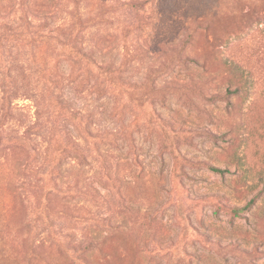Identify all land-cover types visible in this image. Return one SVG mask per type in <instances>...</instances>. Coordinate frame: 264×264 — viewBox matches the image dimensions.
I'll return each instance as SVG.
<instances>
[{
  "label": "rangeland",
  "instance_id": "1",
  "mask_svg": "<svg viewBox=\"0 0 264 264\" xmlns=\"http://www.w3.org/2000/svg\"><path fill=\"white\" fill-rule=\"evenodd\" d=\"M0 264H264V0H0Z\"/></svg>",
  "mask_w": 264,
  "mask_h": 264
},
{
  "label": "trees",
  "instance_id": "2",
  "mask_svg": "<svg viewBox=\"0 0 264 264\" xmlns=\"http://www.w3.org/2000/svg\"><path fill=\"white\" fill-rule=\"evenodd\" d=\"M211 169H212V171L217 172V173H220V174H223L224 173V170L219 169V168H216V167H211Z\"/></svg>",
  "mask_w": 264,
  "mask_h": 264
}]
</instances>
